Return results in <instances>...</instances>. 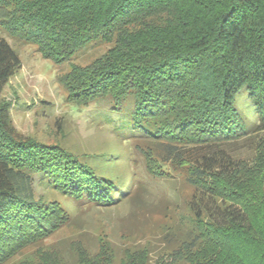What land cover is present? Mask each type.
<instances>
[{
	"label": "trees",
	"instance_id": "16d2710c",
	"mask_svg": "<svg viewBox=\"0 0 264 264\" xmlns=\"http://www.w3.org/2000/svg\"><path fill=\"white\" fill-rule=\"evenodd\" d=\"M0 23L58 64L108 45L58 82L70 102L107 103L104 124L115 136L134 141L147 163L171 167L158 176L177 173L190 189L172 254L183 264H264V0H0ZM21 68L0 38V264L30 247L38 260L22 264H67L41 249L58 214L72 218L55 195L114 207L140 186L134 171H119V153L79 154L21 134L2 99ZM243 90L253 122L236 104ZM70 249L76 264H149L152 252L107 242L93 251L82 241Z\"/></svg>",
	"mask_w": 264,
	"mask_h": 264
},
{
	"label": "rangeland",
	"instance_id": "374dc122",
	"mask_svg": "<svg viewBox=\"0 0 264 264\" xmlns=\"http://www.w3.org/2000/svg\"><path fill=\"white\" fill-rule=\"evenodd\" d=\"M0 38H5L19 53L22 68L5 86L2 99L11 104V117L18 131L45 143L63 144L70 150L83 153H119L116 161L119 171H134L133 193L114 207L79 206L62 193L55 197L72 215L65 224V213L58 214L55 231L46 238L41 249L52 248L65 257L67 264H76L71 244L84 242L85 249H98L102 242L118 251L129 247L147 246L152 250L149 264H183L172 254V248L183 235L188 214L187 195L190 189L182 177L158 176L171 167H159L154 161L147 163L134 141L115 136L104 116L110 114L105 102L78 105L68 101V90L58 82V75L70 70L72 63L85 65L106 51L108 45L94 43L77 52L70 61L58 64L38 50L37 44L16 39L2 27ZM237 107L249 122L256 119V107L243 90L237 97ZM115 117V112L112 113ZM101 156H97L99 160ZM115 158V157H114ZM148 169L153 170L150 173ZM155 172V173H154ZM38 195L46 191L35 184ZM28 248L6 264H22L24 260L36 262L39 253Z\"/></svg>",
	"mask_w": 264,
	"mask_h": 264
}]
</instances>
